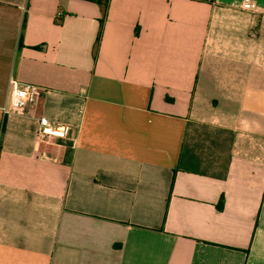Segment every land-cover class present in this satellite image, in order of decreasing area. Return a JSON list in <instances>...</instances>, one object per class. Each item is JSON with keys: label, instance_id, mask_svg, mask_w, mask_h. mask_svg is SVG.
I'll return each instance as SVG.
<instances>
[{"label": "crops", "instance_id": "obj_1", "mask_svg": "<svg viewBox=\"0 0 264 264\" xmlns=\"http://www.w3.org/2000/svg\"><path fill=\"white\" fill-rule=\"evenodd\" d=\"M250 1L0 0V264H264Z\"/></svg>", "mask_w": 264, "mask_h": 264}, {"label": "built area", "instance_id": "obj_2", "mask_svg": "<svg viewBox=\"0 0 264 264\" xmlns=\"http://www.w3.org/2000/svg\"><path fill=\"white\" fill-rule=\"evenodd\" d=\"M256 5L250 0H243L242 9L245 11H254ZM42 89L34 84L21 83L15 79L8 81V97L11 101L13 111L22 112L28 106L37 104ZM36 139L40 142H48L50 137L64 138L66 129L63 126L54 125L45 117H40L36 128Z\"/></svg>", "mask_w": 264, "mask_h": 264}, {"label": "trees", "instance_id": "obj_3", "mask_svg": "<svg viewBox=\"0 0 264 264\" xmlns=\"http://www.w3.org/2000/svg\"><path fill=\"white\" fill-rule=\"evenodd\" d=\"M88 1H91V2H97V1H99V0H88ZM24 22H25V21H23V23H22V29L24 28Z\"/></svg>", "mask_w": 264, "mask_h": 264}]
</instances>
